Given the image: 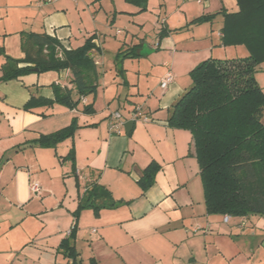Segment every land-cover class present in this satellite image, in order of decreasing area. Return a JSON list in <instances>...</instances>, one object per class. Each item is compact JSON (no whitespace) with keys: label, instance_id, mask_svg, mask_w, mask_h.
<instances>
[{"label":"crops","instance_id":"crops-1","mask_svg":"<svg viewBox=\"0 0 264 264\" xmlns=\"http://www.w3.org/2000/svg\"><path fill=\"white\" fill-rule=\"evenodd\" d=\"M238 9L236 0H0V264H72L59 249L87 188L109 192L110 200H98L105 205L98 213L80 211L77 264H264V217L209 213L192 133L169 124L196 65L236 58L220 51L222 10ZM209 14L212 20L193 22ZM25 32H46L67 49L95 35L96 92L74 108L25 109L32 97L54 98V85L73 88L78 98L69 69L1 80L5 54L25 56ZM135 45L137 58L125 60L121 79L119 53ZM129 62L137 67L130 70ZM169 72L174 79L164 88ZM107 73L110 86L100 82ZM137 106L149 120H133L127 133ZM117 111L125 125L112 130ZM74 120L72 137L55 146L37 143ZM151 163L160 168L143 190L140 179Z\"/></svg>","mask_w":264,"mask_h":264},{"label":"trees","instance_id":"trees-1","mask_svg":"<svg viewBox=\"0 0 264 264\" xmlns=\"http://www.w3.org/2000/svg\"><path fill=\"white\" fill-rule=\"evenodd\" d=\"M236 1L238 11L222 10V45H244L248 55L209 57L196 65L190 71L192 85L172 106L169 124L192 133L209 213L264 217V89L256 78V73L264 70V0ZM214 16L202 15L193 22L210 21ZM23 36V58H13L3 50L6 61L1 80L69 69L78 95L75 98L73 88L54 85V98L32 97L25 109L55 103L74 108L82 95L96 92L99 73L92 56L95 35L72 49L65 48L57 37L46 32H25ZM138 53L139 45H135L121 50L119 55L133 58ZM85 111L91 112L92 106H86ZM76 127L74 120L70 126L41 135L36 141L41 146H55L72 137ZM159 168L151 163L144 170L140 179L143 190L153 184ZM85 194L74 212V226L59 249L74 264L80 255L76 247L80 211L93 207L98 213L105 206L98 200L110 195L100 193L98 188H87Z\"/></svg>","mask_w":264,"mask_h":264},{"label":"rangeland","instance_id":"rangeland-1","mask_svg":"<svg viewBox=\"0 0 264 264\" xmlns=\"http://www.w3.org/2000/svg\"><path fill=\"white\" fill-rule=\"evenodd\" d=\"M109 43H110V41L107 42V44H109ZM110 48H112V45H109L108 46V49L109 50H110ZM108 49H107V54H108ZM96 51H100V50L99 49H96ZM58 52H59V55H62V51L61 50H59ZM220 54L221 55H229V57H239V56H243V55L244 56L248 55V50H247V48L244 45H226V47H224L223 49H221ZM126 59H130V58L125 57L122 54L120 60L116 62L115 72L119 75V77L121 79H124V78L126 79L127 78V76H125V73H126L125 68L127 67V66H125V60ZM106 63H107L106 65L109 66L108 63H110V62H106ZM128 64H129L130 70L133 69V68H135V67H137V64L136 63L135 64H132L131 62H129ZM141 65L144 67L146 65V63H142L141 62ZM114 68H115V66H114ZM56 72H57V70H48V71H44L42 73L45 74V75H47V76H49L50 74L56 73ZM135 75H136L135 72L130 71L128 76H129L130 79H133V78H135ZM112 76H113L112 73H107V75H105L103 77L105 80L103 79L100 82L101 83L106 82L107 85L110 86L113 83L112 80H111L112 79ZM259 77L260 78H259V82L258 83L264 88V72H260L259 73ZM90 94L91 93H89L88 95H90ZM145 116H146V114H144L142 117H145ZM140 119L142 120V118H140ZM102 199L103 200H106V201L110 200L109 197H103Z\"/></svg>","mask_w":264,"mask_h":264},{"label":"built area","instance_id":"built-area-1","mask_svg":"<svg viewBox=\"0 0 264 264\" xmlns=\"http://www.w3.org/2000/svg\"><path fill=\"white\" fill-rule=\"evenodd\" d=\"M45 1H55V0H41V2H45ZM174 79V76L171 72L167 73V75L165 76V78H163L162 82H161V86L162 87H167ZM112 117H111V129L112 130H119L122 126L125 125V120L123 119V115L121 112L117 111V112H114L111 114ZM143 114H142V107L141 106H137L134 110H133V117H132V120H137L139 118H142L144 121H148L149 120V117L148 116H145V117H142ZM32 191L37 193L39 192L40 190V185L39 183L37 182H34L32 183ZM229 218V215H226L225 216V219L228 220ZM70 233V231H69ZM68 233V234H69Z\"/></svg>","mask_w":264,"mask_h":264},{"label":"water","instance_id":"water-1","mask_svg":"<svg viewBox=\"0 0 264 264\" xmlns=\"http://www.w3.org/2000/svg\"><path fill=\"white\" fill-rule=\"evenodd\" d=\"M134 125V121L131 120L129 122L126 123V132L128 133L130 131V129L132 128V126ZM106 194V193H105ZM72 264H74V261L72 260Z\"/></svg>","mask_w":264,"mask_h":264}]
</instances>
